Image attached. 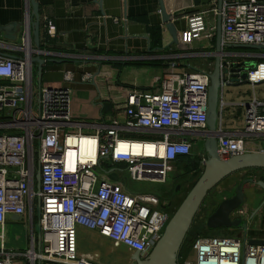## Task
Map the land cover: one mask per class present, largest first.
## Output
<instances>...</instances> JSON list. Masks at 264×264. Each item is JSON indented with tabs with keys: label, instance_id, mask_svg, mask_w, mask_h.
Returning a JSON list of instances; mask_svg holds the SVG:
<instances>
[{
	"label": "built area",
	"instance_id": "built-area-1",
	"mask_svg": "<svg viewBox=\"0 0 264 264\" xmlns=\"http://www.w3.org/2000/svg\"><path fill=\"white\" fill-rule=\"evenodd\" d=\"M220 14L224 43L264 45V0H225ZM218 15L216 5L187 15L181 41L192 44L204 38L211 45ZM30 19L28 8L24 46L30 41ZM45 21L54 37L55 25L48 17ZM30 48L19 58L0 53V264H15L18 259L24 264H102L98 254L79 252V227L97 231L117 247L126 246L131 253L139 251L147 256L172 216L164 206L167 201L162 199L160 189L170 180L173 164L181 156L193 155L204 167L208 159L204 147L198 152L193 150L196 139L190 136L208 137L204 132L208 130V90L213 67L190 71L172 62L159 85L148 91L127 90L124 124L113 120L100 125L95 133L86 134L67 130L75 125L72 88L34 89ZM254 57L261 54L233 51L228 59ZM263 65L264 61L259 60L255 68L247 71L252 86L264 83V78L257 75ZM99 74L112 77L110 71L101 70ZM92 76L85 73L84 80ZM65 79L71 80L72 74L67 72ZM222 103L221 115L226 104L224 100ZM242 105L244 131L238 132L239 137L260 140V144L249 148L223 131L220 123L222 134L217 146L223 158L264 152V100L254 94ZM141 129L162 137L135 140L121 136L123 130ZM104 159L124 163L122 168L108 172L117 173L118 180L101 179L98 170ZM38 164L39 192L35 178ZM130 181L139 185L131 188ZM39 201L40 251L33 224V210ZM245 213L241 210L237 216L245 218ZM13 215L20 219L28 216L31 221L26 252L6 246L7 222L9 217L14 220ZM181 264H264V244H250L248 236H199Z\"/></svg>",
	"mask_w": 264,
	"mask_h": 264
},
{
	"label": "crops",
	"instance_id": "crops-1",
	"mask_svg": "<svg viewBox=\"0 0 264 264\" xmlns=\"http://www.w3.org/2000/svg\"><path fill=\"white\" fill-rule=\"evenodd\" d=\"M38 1L40 48H37L31 31L30 45L24 46L22 41L28 0H0V24L6 25L11 22L20 24L15 41L0 38V53L19 58L23 57L26 54V48L31 46L34 49L33 55H40L45 60L41 78L38 76V63L32 64L34 89L38 91L43 86L73 89L72 107L75 125L68 126L67 130L93 134L100 125L111 124L113 120L124 124L127 119V90L135 88L148 91L159 85L172 62L190 71L214 68L216 37L211 45L208 40L202 38L196 40V46L190 50H182L163 22L159 0ZM165 2L168 12L173 14V22L179 35L187 26V15L208 11L214 6V2L195 6L192 0H165ZM45 17H48L55 25L54 37L49 34ZM154 27H160L162 31L163 43L160 48L151 47V30ZM225 51L241 52L239 49L230 50L229 48H225ZM242 52L252 53L253 51ZM101 70L112 72V77L103 78L99 74ZM67 72L72 74L71 80L65 79ZM85 73H92V78L84 80ZM222 99L227 103L234 102L236 106H240L236 109V116L240 117L242 127L226 128L223 124L221 127L228 135L241 139L238 132L244 131V106L233 99L226 101L225 92ZM121 136L135 140H157L162 137L160 133H153L147 129L123 130ZM245 138L244 136L241 141L247 143L248 140ZM194 148L195 152L199 151L195 140ZM182 158L186 157H179V159ZM175 165L176 162L173 167ZM123 166V162L104 159L98 172L101 179H109L108 172L111 169H120ZM253 171L264 174L263 169L251 170ZM177 173V169L172 168L170 180L163 185L165 190L162 199L166 201L171 195L169 191L174 189L172 193L177 194L175 193L176 184L182 179L179 180ZM240 179L233 176L215 187L213 199L218 205L225 198L234 195ZM256 185V183L245 185L246 196L243 207L245 215L247 213L250 215L255 210L253 205L256 206L255 202L259 201L264 191L263 188L257 189ZM179 194L181 195L182 192ZM258 216L262 221L260 233L263 234L259 238H264V211H259ZM26 218L24 217V220ZM113 245L110 238L100 235L97 231L84 227L78 228L79 252L98 254L102 264H113L107 256L108 248ZM15 264L24 263L18 259ZM115 264H118V261H115Z\"/></svg>",
	"mask_w": 264,
	"mask_h": 264
},
{
	"label": "water",
	"instance_id": "water-1",
	"mask_svg": "<svg viewBox=\"0 0 264 264\" xmlns=\"http://www.w3.org/2000/svg\"><path fill=\"white\" fill-rule=\"evenodd\" d=\"M225 0H192L193 5L199 6L201 3L214 5L219 10L217 17V33L215 44V64L213 70L210 72V86L208 99V130L204 132L205 138L204 148L208 154V159L201 170V174L196 180L193 187L186 194L185 198L178 206L177 210L172 215L168 224L166 225L161 238L158 240L152 251L147 256H142L139 251L125 255L127 259L126 264H179L178 255L184 239L189 232L193 221L198 214L201 206L209 194V192L216 187L222 180L231 174L243 169L262 168L264 169V152L250 151L244 154L234 155L229 158H223L218 153V138L222 134L218 121L221 117L222 106V89L225 86H239L248 83V70L256 67L258 58H247L240 61H231L229 58L232 52L224 51L223 48H245L251 50H259L264 52V45L262 44H248V43H224L222 30V16L221 10ZM160 10L163 22L167 25V30L174 35V41L179 44L182 50H190L196 46V42L192 44L181 42L180 35L176 30L173 22V14L168 12L165 0H159ZM28 8L30 11V31L34 35V41L37 48H40V6L38 0H28ZM20 24L11 22L6 25L0 24V38L9 41L17 39V32ZM31 63H38V76L42 77V66L45 60L40 55H33L34 49L30 48ZM258 52H252L253 55H260ZM12 56L10 54H4ZM14 57V56H13ZM227 57V58H226ZM208 133V134H207ZM41 134V133H40ZM198 174L194 172L192 179ZM36 188L39 192L41 189V168L38 164L36 171ZM109 178L118 180L117 173L111 172ZM249 183H256L264 189L263 180H254L252 177L242 179L230 198H225L221 201L215 211L207 218L206 226L210 230L219 228L239 229L244 231V237L248 236L249 223L244 217L237 216V213L243 210L245 202V185ZM182 182L176 185L175 193L180 192ZM264 200L248 217L249 220H254L253 217L263 207ZM235 212V216L232 213ZM38 226H39V240L37 250H41V203L38 202L37 207ZM14 220H20V216L13 215ZM240 238V237H239ZM250 244H264V238H249ZM38 264H41L38 262Z\"/></svg>",
	"mask_w": 264,
	"mask_h": 264
},
{
	"label": "rangeland",
	"instance_id": "rangeland-1",
	"mask_svg": "<svg viewBox=\"0 0 264 264\" xmlns=\"http://www.w3.org/2000/svg\"><path fill=\"white\" fill-rule=\"evenodd\" d=\"M240 51L241 52L242 51L247 52L249 50H240ZM259 53H262V54H261V57H259L258 59L260 61H264V53L263 52H259ZM234 87L235 86L223 87L222 92H225V100L226 101H230L231 99H233L236 101V103L242 104L245 101L249 100L251 97H253L254 94H256L259 99L264 100V83L257 84L256 86H252L251 84L246 83L243 85L236 86L235 88ZM225 103L226 104H224V111L222 112V115L218 121L219 126L221 123L226 128H229V127L241 128L242 127V121H241L239 116H236V109L240 106L239 105L236 106V104H234V102H232V103L225 102ZM190 139H196L195 140L196 141V147H198L200 150L204 147L205 140L201 139L200 136H190ZM258 144H260V140L247 141V146L249 148H255ZM201 170H202V167H201ZM245 175H246L245 173H243L241 175L236 174L235 177H237L239 179L241 178V180L244 178H247V177H253L255 181L259 180L261 177H263V180H264V176H263L264 174L259 173V171L258 172H254V171L250 172V173H248V176H246V177H245ZM242 177H244V178H242ZM129 184H130V186H132V188H135L136 185H139V183H135L133 181H130ZM192 184L190 186H188L187 188H185L182 191V194L180 196L177 195L178 202L174 207H176L177 205H179L181 203L182 199L185 197L187 192L190 190L189 188H191ZM256 187H257V189L259 188L260 190H262L261 186H259L258 184L256 185ZM164 190H165V186H163L160 189V191L162 193H164ZM173 191H174V189L169 191V194L172 195ZM263 200H264V191H262V193L259 197V201L255 202L256 206L253 205L254 206L253 209H256L258 206H260V204L263 202ZM37 207H38V205H36V207L33 210V216H34L33 224L35 223V225L37 226V228H35L36 229V232H35L36 237H38L37 232H39V230H40L39 226H38V221H36V220H38ZM249 207H251V205ZM210 214H212V213H209L208 217L210 216ZM29 215H30V210H29ZM232 216H235V212L232 213ZM248 217H249V214L247 213V216L245 217V219L248 220V223H249L248 237L258 239L261 235H263L260 233V229H261V225H262L261 221L260 220H249ZM207 218H206V221H207ZM199 221H200V218H197L196 224L194 225L195 231H198L197 223H199ZM203 226L207 227L206 225H203ZM230 230H234L236 233L234 234L233 233L234 231H227L228 233H222L223 231L220 229V230H217L216 233H212L210 231L209 234L220 235V236L233 235L234 234L235 236L240 237V238L244 237V234H243L244 231L242 228H239V229L233 228ZM200 232L202 233V230ZM30 236H31V221L29 220L28 216H27L26 220H24L23 222L22 221L15 222L14 220H12L9 217L8 222H7V233H6V246L7 247L14 248V249L19 250L21 252H26L27 248L30 247V242H29ZM127 250H128V248L126 246L122 245V247L118 251V255L119 256H125L127 254Z\"/></svg>",
	"mask_w": 264,
	"mask_h": 264
},
{
	"label": "trees",
	"instance_id": "trees-1",
	"mask_svg": "<svg viewBox=\"0 0 264 264\" xmlns=\"http://www.w3.org/2000/svg\"><path fill=\"white\" fill-rule=\"evenodd\" d=\"M162 40H163V35H162V31H161V28L160 27H154L152 30H151V47L153 48H160L162 47ZM214 42H216V39H214ZM230 50L232 49H239V50H249V51H253V52H257L259 50H251V49H245V48H229ZM193 150H195L194 146H193ZM183 157H188V156H183ZM196 162L197 164L199 165L200 164V159L198 157H196ZM199 168V167H198ZM253 169H262V168H249V169H243V170H240L238 172H235L233 174H231L230 176L226 177L224 180H222L218 185H220L223 181L229 179V178H232L233 176L235 177L236 174H243L240 172H244L246 176H248V173L251 172V170ZM198 174L193 178V180H195V178L198 176H200L201 174V169L199 168L198 169ZM264 170V169H263ZM264 176V175H263ZM197 177V178H198ZM196 178V179H197ZM244 178V177H242ZM253 178V177H252ZM259 180H263V177H261ZM241 181V179H240ZM264 181V180H263ZM179 183V182H178ZM177 183V184H178ZM176 184V185H177ZM194 183L192 184L191 188L193 187ZM217 185V186H218ZM189 188V189H191ZM215 187L209 192V194L207 195V197L205 198L202 206H201V209L199 210L198 214L196 215L194 221H193V224L189 230V232L187 233L185 239H184V242L180 248V251H179V255H178V262L179 264L182 263V261L190 254V251H191V247H192V244L193 242L199 237V236H209V235H212V234H209V232L211 231L212 233H215L218 229H215V230H210L208 229L207 227L203 226V225H206V218L208 217L209 213H213L215 211V209L217 208L218 206V203H216V200L213 199V195L215 194ZM185 198V197H184ZM183 198V199H184ZM182 199V200H183ZM181 204V203H180ZM179 204V205H180ZM177 205L176 207H174L171 211L172 215L174 214V212L177 210L178 206ZM172 217V216H171ZM197 218H200V221L199 223H197V227H198V231H195V228H194V225L196 224V221H197ZM204 227V228H203ZM200 229V230H199ZM219 229H222V233H228L227 231H231L229 230V228H219ZM202 230V233L200 232ZM234 233V232H233ZM224 236H234L233 235H224Z\"/></svg>",
	"mask_w": 264,
	"mask_h": 264
},
{
	"label": "flooded vegetation",
	"instance_id": "flooded-vegetation-1",
	"mask_svg": "<svg viewBox=\"0 0 264 264\" xmlns=\"http://www.w3.org/2000/svg\"><path fill=\"white\" fill-rule=\"evenodd\" d=\"M196 157L195 156H193V155H190V156H188V157H186V158H182V159H179V160H177L176 161V165L174 166V168L175 169H177V171H178V175H179V180H180V178H182L179 182H182V185H181V188H180V192H178L177 194H173L172 193V195H170L169 196V199H167V204L166 205H164L165 207H166V209L167 210H171L176 204H177V202H178V199H177V195L179 194V193H181L183 190H184V188H187L188 186H190L192 183H194L195 184V182H196V180L198 179L197 177V179L195 178V180H193L192 179V175L194 174V172H198L199 170V168L201 169V164H197V162H196ZM199 167V168H198ZM203 168V167H202ZM197 175V174H196ZM174 192V191H173ZM189 192V191H188ZM187 192V193H188ZM178 196H180V194L178 195ZM186 196V195H185ZM183 201V200H182ZM181 201V202H182ZM259 211H264V205H263V207L259 210ZM259 213V212H258ZM258 213L253 217V219H255V220H259V216H258ZM19 221H24V217L23 218H21ZM36 221H38V220H36ZM261 221V220H260ZM262 222V221H261ZM35 228H37V226L35 225V227H34V230H35V232H36V229ZM37 234H38V237H39V232H37ZM37 237V238H38Z\"/></svg>",
	"mask_w": 264,
	"mask_h": 264
},
{
	"label": "bare ground",
	"instance_id": "bare-ground-1",
	"mask_svg": "<svg viewBox=\"0 0 264 264\" xmlns=\"http://www.w3.org/2000/svg\"><path fill=\"white\" fill-rule=\"evenodd\" d=\"M257 75H258V77L264 78V65L261 67V70L258 72ZM113 247H114V249H113ZM113 247L110 246L108 248V252H107L108 260H111V262L113 264H115V261H118V264L119 263L125 264L127 262V259L125 258V256H119L118 255L119 248H121L122 245H120L118 247L116 245H113ZM127 253L130 254L131 252L127 250ZM128 254H126V256H128Z\"/></svg>",
	"mask_w": 264,
	"mask_h": 264
}]
</instances>
